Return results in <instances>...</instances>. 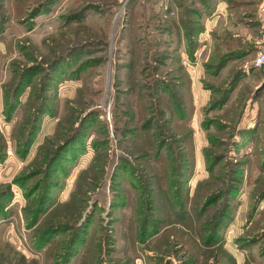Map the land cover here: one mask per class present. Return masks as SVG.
Wrapping results in <instances>:
<instances>
[{
  "label": "rangeland",
  "instance_id": "374dc122",
  "mask_svg": "<svg viewBox=\"0 0 264 264\" xmlns=\"http://www.w3.org/2000/svg\"><path fill=\"white\" fill-rule=\"evenodd\" d=\"M263 6L0 0V264H264Z\"/></svg>",
  "mask_w": 264,
  "mask_h": 264
},
{
  "label": "crops",
  "instance_id": "0c3cea01",
  "mask_svg": "<svg viewBox=\"0 0 264 264\" xmlns=\"http://www.w3.org/2000/svg\"><path fill=\"white\" fill-rule=\"evenodd\" d=\"M245 5H247L249 7V5L246 2H245ZM220 8H223V7L220 6ZM224 11H226V10H224ZM227 12H228V10H227ZM230 12H232V9H229V13ZM213 21H214L213 17L211 19H209L207 21V23L205 21V25H206L205 33H208V35L205 33L204 34L207 35V39L209 38L211 31L213 30V26H214ZM239 21H242V20H239ZM235 26L240 28L241 34L237 32L234 35H231L232 38H230V40L226 44H224L225 45V49H224L225 54L224 55H227V53H229V52L232 54L229 57L230 59L227 61L226 65L224 66L222 71L227 72L230 68H233L236 66V64H239V63H235L236 62L235 59L237 58L236 54H238V52L243 50V49H244V53L242 54V56H240L241 59L237 58V60H241L240 61L241 63H240V66L236 69L235 76L232 77V79H233L232 82H235L239 78V76L241 78H240L239 82L237 83V85L234 86L231 94L236 93L237 90L240 89L242 82H244L245 80H249L251 78V74L253 73V71L255 69H257V67L255 68L254 65L252 67H250L251 70L247 69V67H248L247 65L250 63V56H252L251 52L249 53L247 51H249V49L253 47V43H252L253 41H251V39L254 37L255 32H257V30L259 28L258 24L255 23L254 25H251L248 23H244L243 25L242 24H236ZM240 36H243L245 41H240L239 39H237ZM195 51L196 50H194V52L192 54L191 53L190 54L193 56ZM219 54H220V52H219ZM222 56H223V53H221V55H217V57H216L215 51H214L212 54V61L214 62V64L216 63V60L220 59ZM229 63H230V65H229ZM238 73H240V74H238Z\"/></svg>",
  "mask_w": 264,
  "mask_h": 264
},
{
  "label": "trees",
  "instance_id": "16d2710c",
  "mask_svg": "<svg viewBox=\"0 0 264 264\" xmlns=\"http://www.w3.org/2000/svg\"><path fill=\"white\" fill-rule=\"evenodd\" d=\"M258 23V22H257ZM260 24V23H259ZM192 44H193V46H192V49H191V54L194 52V50H195V45H194V41H192ZM132 53H133V55H136V51H132ZM158 60V59H157ZM226 63H227V61L226 62H222L221 64H219L218 65V68L220 69V68H222V67H224L225 65H226ZM232 88L233 87H231V88H228L227 89V93L223 96V99L226 101V100H228V97H229V94H230V91H232ZM165 90H168V85H165ZM184 106V105H183ZM183 106H181V108H183ZM174 107L175 108H177V109H179V105H174ZM180 112V111H179ZM187 112V111H186ZM184 110H183V112H181V114L179 115V117L182 119V120H184V119H186V118H188V115H187V113H186ZM151 121V120H150ZM150 121H149V123L147 124V125H150L151 126V123H150ZM175 126H176V130L177 131H179V125L178 124H175ZM158 127H161L160 126V124H158ZM159 130V129H158ZM163 136V139H166L167 137H164V136H166V135H162ZM174 137V136H173ZM180 137H182V135L180 136ZM180 137H175V140L177 139L178 140V142H179V138ZM29 143H28V145H29V147H30V144H32V140L31 141H28ZM163 142H164V140H163ZM29 147H27V149H26V151H28V149H29ZM179 156V155H178ZM223 158H224V155H219V156H216L215 157V159H214V162L212 163V165L210 166V169H213L215 166H217L222 160H223ZM218 198H220V193H216V194H214V195H212L210 198H209V200H208V202H207V204H206V206H208V205H211L215 200H217ZM206 206H204V207H206ZM38 214H39V208H38V212H37V215H36V217H35V219H34V223H36V221H37V216H38ZM54 231H55V227H53V228H51L50 230H48V231H45L44 232V234L46 233V235H44L43 237H42V240L44 241V240H47V239H49V237H48V235L50 234V233H54ZM47 232H48V235H47ZM74 251V250H73ZM72 255V254H71Z\"/></svg>",
  "mask_w": 264,
  "mask_h": 264
},
{
  "label": "built area",
  "instance_id": "2783aa9c",
  "mask_svg": "<svg viewBox=\"0 0 264 264\" xmlns=\"http://www.w3.org/2000/svg\"><path fill=\"white\" fill-rule=\"evenodd\" d=\"M262 9H263V12H264V6L262 7ZM263 20H264V19H263ZM263 42H264L263 39L260 40V41H259L260 45H262ZM256 63H257L259 66H262V65L264 66V47H263V46H261V49H260L259 52H258V56H257V58H256Z\"/></svg>",
  "mask_w": 264,
  "mask_h": 264
},
{
  "label": "water",
  "instance_id": "95a60500",
  "mask_svg": "<svg viewBox=\"0 0 264 264\" xmlns=\"http://www.w3.org/2000/svg\"><path fill=\"white\" fill-rule=\"evenodd\" d=\"M263 67V66H262ZM264 68V67H263ZM264 88V84L262 85L261 89Z\"/></svg>",
  "mask_w": 264,
  "mask_h": 264
}]
</instances>
